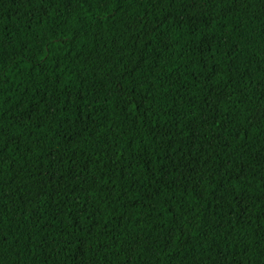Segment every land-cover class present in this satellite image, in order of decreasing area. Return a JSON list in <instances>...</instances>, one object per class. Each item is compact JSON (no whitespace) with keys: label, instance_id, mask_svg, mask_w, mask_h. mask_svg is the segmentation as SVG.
I'll return each instance as SVG.
<instances>
[{"label":"trees","instance_id":"1","mask_svg":"<svg viewBox=\"0 0 264 264\" xmlns=\"http://www.w3.org/2000/svg\"><path fill=\"white\" fill-rule=\"evenodd\" d=\"M0 264H264V0H0Z\"/></svg>","mask_w":264,"mask_h":264}]
</instances>
